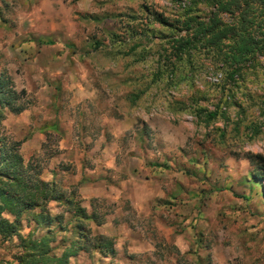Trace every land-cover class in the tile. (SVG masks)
Instances as JSON below:
<instances>
[{
	"label": "rangeland",
	"instance_id": "obj_1",
	"mask_svg": "<svg viewBox=\"0 0 264 264\" xmlns=\"http://www.w3.org/2000/svg\"><path fill=\"white\" fill-rule=\"evenodd\" d=\"M177 8L170 0H0V71L27 92L28 103L42 94L38 127L61 112L63 140L71 132L76 152L73 163L65 162L57 130L44 148L25 146V161L56 172L65 186L76 184L78 160L90 167L109 153L126 167L145 165L154 184L148 188L159 194L154 214L165 223L164 238L155 241L158 262L264 264V117L243 88L224 102L223 73L208 56L196 60L192 73L179 66L182 72L153 81L169 48L163 37L175 34L149 13L172 19ZM209 112L216 117L209 120ZM27 138L22 129L17 141ZM65 167L69 174H62ZM103 202L94 203L116 210ZM49 209L62 210L55 203ZM125 217L135 221L131 212ZM22 225L23 236L44 234L26 217ZM170 235L183 237L184 254ZM61 238L55 231L56 245ZM18 244L16 237L0 242V264H16Z\"/></svg>",
	"mask_w": 264,
	"mask_h": 264
},
{
	"label": "trees",
	"instance_id": "obj_2",
	"mask_svg": "<svg viewBox=\"0 0 264 264\" xmlns=\"http://www.w3.org/2000/svg\"><path fill=\"white\" fill-rule=\"evenodd\" d=\"M170 2L178 7L172 19L149 13L153 22L175 34L163 37L169 48L159 57L162 64H158L160 67L153 81H158L157 77L165 72L171 75L182 72L179 66L192 73L196 60L200 62L201 55L208 56L214 70L223 73L224 102L234 99L235 89L243 88V96L254 101L253 105L258 106L264 117V0ZM135 48L136 45L132 50ZM185 76L183 79L187 80V73ZM229 104L244 108L238 101ZM27 106L26 91L17 90L12 78L0 71V242L17 238L20 251L14 258L16 264H69V259L80 251L97 250L104 257L115 255L111 240L93 235L92 223L100 225L102 219L94 212L89 215L81 206L77 186L62 185L54 171L51 181L43 180L41 168L31 161L24 162L20 154L22 142L5 134V109L18 115ZM216 114L209 112L207 118L214 119ZM250 129L252 136L259 133L256 123H251ZM68 170L65 167L61 172ZM52 203L62 210L52 214L49 209ZM24 217L28 224L32 223L44 234L34 237L32 231L23 236ZM55 231L63 234L58 245ZM58 250H62L60 254Z\"/></svg>",
	"mask_w": 264,
	"mask_h": 264
},
{
	"label": "crops",
	"instance_id": "obj_3",
	"mask_svg": "<svg viewBox=\"0 0 264 264\" xmlns=\"http://www.w3.org/2000/svg\"><path fill=\"white\" fill-rule=\"evenodd\" d=\"M27 95L26 92V97ZM33 95L36 98L34 99L36 103L29 102L27 108L20 114H11L7 109L4 111L7 119L3 121V126L7 128L8 134H12L15 141L20 139L22 129L28 132L27 140H21L20 154L24 162L27 163L26 156L23 154L25 146L30 144L37 146L42 142L43 145L47 141V135L49 134L50 138L58 130L60 138H62L59 143H64L60 150H62L65 162L73 163L76 152H73L74 141L71 132L69 134L65 132L63 140L62 130L58 126L60 121L65 120L62 118L61 112L59 111L52 117V121L49 119L46 123L43 121L38 127L37 123L40 121L38 114L42 112L43 108L40 107L39 101L42 99V94L35 93ZM68 127L73 128L71 125H66L64 129L67 130ZM85 137L87 136L85 135ZM81 152L80 155L84 156V151ZM75 162L74 172L76 173L73 177L76 181L73 184H76L73 186H77L81 206L89 215L94 212L102 219L100 225L92 223L93 235L111 240L114 244L115 255L104 257L97 250L90 253L80 251L75 257L69 259V264H162L157 260L158 250L155 241L158 238H164V232L160 230L165 223L154 214L158 210L156 198L159 194L151 190L153 188H148L154 184L146 177L148 170L145 165L126 167L118 162L117 157H112L109 153L96 156L90 167H84L79 160ZM124 172L126 173L125 177L120 178V174ZM52 173L54 172L43 169L41 178L51 181ZM62 174H69V170L62 171ZM70 186L72 185L68 187ZM101 200L104 201L103 204L105 202L112 203L116 210L112 211L113 208H110L108 211L104 209L103 204V206H96L94 202ZM121 203L124 204V208L121 207ZM126 211L131 212L135 221L126 219ZM149 222L152 229L147 228ZM182 238L180 236L174 238L171 235L168 237V242L172 243L180 254L185 252L181 247L184 245ZM88 255H92V262H86Z\"/></svg>",
	"mask_w": 264,
	"mask_h": 264
}]
</instances>
